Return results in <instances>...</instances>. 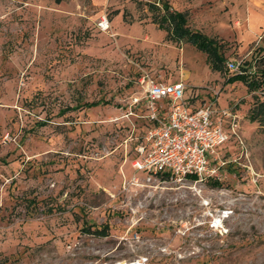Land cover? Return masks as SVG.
Masks as SVG:
<instances>
[{
	"label": "rangeland",
	"instance_id": "rangeland-1",
	"mask_svg": "<svg viewBox=\"0 0 264 264\" xmlns=\"http://www.w3.org/2000/svg\"><path fill=\"white\" fill-rule=\"evenodd\" d=\"M166 1L220 45V68L186 40L133 48L165 37L148 4ZM230 2L0 0V264H264V127L249 119L264 100V41L235 38ZM143 73L181 80L189 109L237 115L239 138L216 148L218 178L128 183L148 123L123 114ZM104 225L103 237L85 231Z\"/></svg>",
	"mask_w": 264,
	"mask_h": 264
},
{
	"label": "built area",
	"instance_id": "built-area-1",
	"mask_svg": "<svg viewBox=\"0 0 264 264\" xmlns=\"http://www.w3.org/2000/svg\"><path fill=\"white\" fill-rule=\"evenodd\" d=\"M97 25L101 30L108 28L105 15ZM226 67L240 72L238 62H226ZM184 89L181 80L165 83L160 75L143 73L137 79L136 92L125 104L123 117L133 116L148 126L134 146L133 174L128 183L147 187L153 183L183 186L187 181L195 185L208 178H218L225 161L217 156L216 148L231 136L239 138L237 115L216 108L212 102L189 109L183 99ZM230 211L222 209L221 217L226 218ZM211 220L212 227L220 222L217 218ZM146 261V257H139L123 264H146Z\"/></svg>",
	"mask_w": 264,
	"mask_h": 264
},
{
	"label": "trees",
	"instance_id": "trees-1",
	"mask_svg": "<svg viewBox=\"0 0 264 264\" xmlns=\"http://www.w3.org/2000/svg\"><path fill=\"white\" fill-rule=\"evenodd\" d=\"M60 1V0H57ZM148 6L155 13L152 16V22L156 23L161 29L166 30L167 37L173 40L184 39L190 44H192L197 49H200L206 54L208 63L212 68H220L223 63V55L220 51V45L215 42V39L206 36L198 30H191L185 25L184 14L178 11H173L169 9L167 2L161 3V9H159L153 2L149 3ZM228 80H239L246 82L243 75H233ZM264 79L261 80L263 82ZM260 86L255 79H251L248 83V89L255 90ZM249 119L251 121H256L259 125L264 127V100H258L249 110ZM216 181H214L215 183ZM87 233L95 236H106L107 226L100 229H85Z\"/></svg>",
	"mask_w": 264,
	"mask_h": 264
},
{
	"label": "crops",
	"instance_id": "crops-1",
	"mask_svg": "<svg viewBox=\"0 0 264 264\" xmlns=\"http://www.w3.org/2000/svg\"><path fill=\"white\" fill-rule=\"evenodd\" d=\"M230 1H231L230 5H229L230 10H232L235 15H237L236 12H239L238 15H240V17H242L241 20L235 19L233 21L234 26L237 30V34H236L235 38H237V40H239L241 42H244V39L246 37L250 38L251 40H255L258 38V39H260V41H264V0H240V1L236 0V2H234L232 0H230ZM150 3H152V2H150ZM153 3L159 9H161V3H160V5H158V3H156V2H153ZM237 8H240V10L236 11ZM169 9L173 10V11H178V10L172 9L171 7H169ZM178 12H181V11H178ZM181 13L184 14L185 25L187 26V22L190 19L189 17H191V16L186 15L184 12H181ZM235 22H237V24ZM155 25H156V28H159L157 26V24H155ZM246 31L250 32V33H247ZM160 35L161 36H159L158 40L155 39L153 41H149L150 37L146 34H143L140 36V37H142L141 41H139V43H135L133 48L139 47L141 49H151L148 47L155 46V47H161L164 49H174L175 44L180 43L179 49H182L181 45H182V42H184V41H182L184 39L173 40L172 38H169L166 36L167 33L165 34V37L162 36V33ZM123 36L124 37H121L120 40L123 43H125V42H127V39L130 36L129 35H123ZM163 37L165 38L164 40H163ZM174 41H177V42H174ZM129 44H131V43H129ZM128 46H130V45H128Z\"/></svg>",
	"mask_w": 264,
	"mask_h": 264
}]
</instances>
